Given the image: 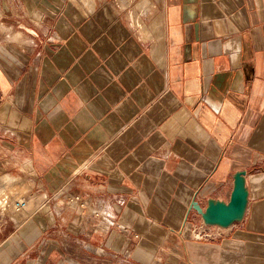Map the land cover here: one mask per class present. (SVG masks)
<instances>
[{
	"label": "crops",
	"instance_id": "1",
	"mask_svg": "<svg viewBox=\"0 0 264 264\" xmlns=\"http://www.w3.org/2000/svg\"><path fill=\"white\" fill-rule=\"evenodd\" d=\"M9 186L0 264H264V0H0Z\"/></svg>",
	"mask_w": 264,
	"mask_h": 264
},
{
	"label": "water",
	"instance_id": "2",
	"mask_svg": "<svg viewBox=\"0 0 264 264\" xmlns=\"http://www.w3.org/2000/svg\"><path fill=\"white\" fill-rule=\"evenodd\" d=\"M243 175L244 171L234 174L233 187L227 202L210 200L204 211L195 202L192 203V206L201 213L203 223L225 227L243 216L247 203Z\"/></svg>",
	"mask_w": 264,
	"mask_h": 264
},
{
	"label": "built area",
	"instance_id": "3",
	"mask_svg": "<svg viewBox=\"0 0 264 264\" xmlns=\"http://www.w3.org/2000/svg\"><path fill=\"white\" fill-rule=\"evenodd\" d=\"M29 199L30 196L24 195L23 192H20L17 188L12 187V191L6 196V207H11L14 210L25 209L29 204ZM219 227L220 226L218 225L202 223L195 225L192 229V233L196 237L211 239L219 235Z\"/></svg>",
	"mask_w": 264,
	"mask_h": 264
},
{
	"label": "bare ground",
	"instance_id": "4",
	"mask_svg": "<svg viewBox=\"0 0 264 264\" xmlns=\"http://www.w3.org/2000/svg\"><path fill=\"white\" fill-rule=\"evenodd\" d=\"M1 197H0V210H4L5 209V206H6V196H7V194H6V190H4L2 193H1ZM28 207V206H27ZM26 207V208H27ZM1 211V212H2Z\"/></svg>",
	"mask_w": 264,
	"mask_h": 264
},
{
	"label": "rangeland",
	"instance_id": "5",
	"mask_svg": "<svg viewBox=\"0 0 264 264\" xmlns=\"http://www.w3.org/2000/svg\"><path fill=\"white\" fill-rule=\"evenodd\" d=\"M15 188H16V187H15ZM4 190H6V194H9V192L12 191V187L9 186L8 188H5V189L1 190V191H0V197L2 196L1 193H2ZM1 211H2V210H0V213H4V215H5V214H9L10 207H6V206H5V209H4L2 212H1Z\"/></svg>",
	"mask_w": 264,
	"mask_h": 264
}]
</instances>
